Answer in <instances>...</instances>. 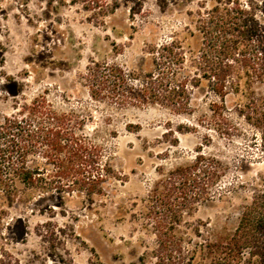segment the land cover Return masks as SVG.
<instances>
[{
  "label": "rangeland",
  "instance_id": "1",
  "mask_svg": "<svg viewBox=\"0 0 264 264\" xmlns=\"http://www.w3.org/2000/svg\"><path fill=\"white\" fill-rule=\"evenodd\" d=\"M105 1L109 8L97 13L81 1L0 0V122L43 107L71 116L77 135L98 149L96 167L112 170L93 193L75 187L28 191L12 205L0 202V264H168L157 257L156 237L137 215L159 178L157 168L190 162L199 148L226 170L220 194L186 217L188 228L182 229L189 237L196 226L202 232L193 243L212 233H233L244 206L264 190V148L257 130L235 114L240 95L226 97L239 128L227 135L198 121L214 99L208 82L191 90L193 114H181L160 104L119 106L95 99L85 79L93 61L142 71L148 46L171 39L193 43L202 15L217 1ZM241 2L251 4L254 23L264 25V0ZM253 89L264 97L262 83ZM181 126L189 131L180 132ZM42 150L29 149L28 165L55 174ZM61 161L72 165L66 150ZM240 264H252L248 252Z\"/></svg>",
  "mask_w": 264,
  "mask_h": 264
},
{
  "label": "trees",
  "instance_id": "2",
  "mask_svg": "<svg viewBox=\"0 0 264 264\" xmlns=\"http://www.w3.org/2000/svg\"><path fill=\"white\" fill-rule=\"evenodd\" d=\"M79 1L87 11L99 13L109 8L105 0H72ZM216 1L202 15L193 43L171 39L148 46L149 58L142 71H129L116 62H91L85 74L91 97L119 106L160 104L193 114L191 90L208 82L214 99L209 103L210 112L198 118L199 123L213 126L220 134L239 131L226 97L240 95L235 114L257 130L264 148V97L253 89L255 83L264 85V25L254 23L251 4ZM71 122V116L45 107L4 116L0 122L1 203L12 205L28 191L61 192L75 187L93 193L95 183L112 173L107 164L96 167L98 149L84 135L78 136ZM188 129L181 126L179 131ZM30 148L43 149L57 174L48 176L40 168H31L27 161ZM65 150L72 158L71 166L61 161ZM225 170L219 158L202 148L190 162L157 168L159 178L137 215L156 237L161 251L157 257L166 258L168 264H240L248 252L252 264H264V190L244 206L233 233L216 232L193 243V237L202 236L200 227L194 224L192 237L182 229L187 227V216L220 194L218 186Z\"/></svg>",
  "mask_w": 264,
  "mask_h": 264
},
{
  "label": "flooded vegetation",
  "instance_id": "3",
  "mask_svg": "<svg viewBox=\"0 0 264 264\" xmlns=\"http://www.w3.org/2000/svg\"><path fill=\"white\" fill-rule=\"evenodd\" d=\"M0 28H3V26H1Z\"/></svg>",
  "mask_w": 264,
  "mask_h": 264
}]
</instances>
